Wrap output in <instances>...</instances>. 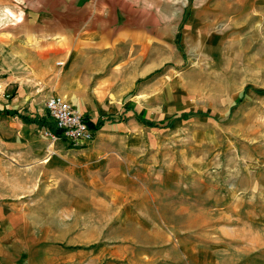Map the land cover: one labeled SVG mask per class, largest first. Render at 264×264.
Here are the masks:
<instances>
[{
    "label": "rangeland",
    "instance_id": "374dc122",
    "mask_svg": "<svg viewBox=\"0 0 264 264\" xmlns=\"http://www.w3.org/2000/svg\"><path fill=\"white\" fill-rule=\"evenodd\" d=\"M165 11L170 37L152 49L61 73L63 92L38 85V119L52 123L57 93L94 120L86 147L44 125L34 146L13 142L19 121L0 115V200L19 204L20 235L56 264H264V0H165Z\"/></svg>",
    "mask_w": 264,
    "mask_h": 264
},
{
    "label": "crops",
    "instance_id": "0c3cea01",
    "mask_svg": "<svg viewBox=\"0 0 264 264\" xmlns=\"http://www.w3.org/2000/svg\"><path fill=\"white\" fill-rule=\"evenodd\" d=\"M165 12V0H0V69L6 76L0 82V115L19 121L11 140L37 139L36 127L43 125L13 112L30 119L42 115L38 85L45 92H63L58 89L61 73L72 81L76 69L114 64L124 50L152 49L156 34L170 37L160 27ZM7 88L10 99L4 94ZM48 121L53 123L50 117ZM6 122L4 143L10 140ZM34 151L41 160V149ZM25 216L18 203L0 200V264H56L36 234L20 235L27 224Z\"/></svg>",
    "mask_w": 264,
    "mask_h": 264
},
{
    "label": "built area",
    "instance_id": "2783aa9c",
    "mask_svg": "<svg viewBox=\"0 0 264 264\" xmlns=\"http://www.w3.org/2000/svg\"><path fill=\"white\" fill-rule=\"evenodd\" d=\"M48 116L53 120L60 133H55L50 127L43 126L44 135L53 141L66 140L86 147L94 141L95 132L89 125V120L68 100L60 95H52L46 101Z\"/></svg>",
    "mask_w": 264,
    "mask_h": 264
},
{
    "label": "trees",
    "instance_id": "16d2710c",
    "mask_svg": "<svg viewBox=\"0 0 264 264\" xmlns=\"http://www.w3.org/2000/svg\"><path fill=\"white\" fill-rule=\"evenodd\" d=\"M15 115H19L21 118H23L25 121H27V122H36V123H38V124H40V125H45V124H47V123H45V121L44 120H42L43 118H41V119H38L37 117L35 118V119H30L28 116H25V115H22V114H19V112L18 111H14L13 112ZM199 114V112H185V114L184 115H186L187 117H193V116H195V115H198ZM140 119V118H139ZM173 121H174V118H170V119H168V120H162V121H159V122H157V123H155V124H152L153 126H155V127H160V128H168V127H170L171 125H172V123H173ZM49 126H50V128L55 132V133H60V131L55 127V124H48ZM89 125L92 127V128H94V122L93 121H89Z\"/></svg>",
    "mask_w": 264,
    "mask_h": 264
}]
</instances>
